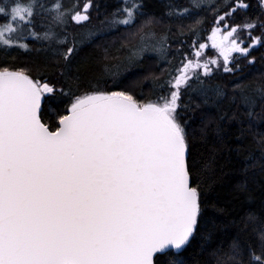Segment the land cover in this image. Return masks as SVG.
Instances as JSON below:
<instances>
[{
	"label": "snow or ice",
	"instance_id": "snow-or-ice-1",
	"mask_svg": "<svg viewBox=\"0 0 264 264\" xmlns=\"http://www.w3.org/2000/svg\"><path fill=\"white\" fill-rule=\"evenodd\" d=\"M258 6L264 15V0ZM93 7L99 9L93 0L82 9L78 0L69 7L64 0L0 4L6 17L0 52L44 51L62 63L69 89H83L74 94L46 77L0 68V264H264V212L250 209L227 224L220 218L228 210L211 196L218 149L204 158L198 148L207 142L213 118L204 114L194 121L197 109H218L224 101L235 105L231 115L216 117L225 122L216 124L220 144L233 122L241 135L264 123V77H236L242 70L237 60L264 47V35H252L258 27L264 32V21L243 16L241 23H230L238 10L251 8L245 0H226L222 14L207 0H187L185 6L165 0L159 16L147 13L143 0H120L102 28L70 32L90 21ZM206 7L214 14L207 40L215 56H207L209 45L200 42L204 19L183 23ZM121 27L130 30L116 50L126 51L125 59L82 78L80 66H73L81 50ZM242 31L251 43L239 36ZM104 52L107 60V47ZM146 54H155L160 69L144 77L155 100L102 89L100 81L106 86L109 79L119 87L121 67L127 71ZM221 75L234 77L231 89ZM52 103L62 107L46 113L44 105ZM253 139L235 191L254 200L259 190L264 207V133ZM229 225L236 234L225 247L216 236Z\"/></svg>",
	"mask_w": 264,
	"mask_h": 264
},
{
	"label": "trees",
	"instance_id": "trees-1",
	"mask_svg": "<svg viewBox=\"0 0 264 264\" xmlns=\"http://www.w3.org/2000/svg\"><path fill=\"white\" fill-rule=\"evenodd\" d=\"M207 4L219 7L221 9L220 14L223 11H227L228 9L223 7L226 3V0H208ZM4 0H0V4H2ZM21 2L27 3V0H21ZM77 2V0H64V4L66 7L71 6L73 3ZM86 0H78L80 5V9H82L83 3ZM94 4H99V9L93 7L89 11V15L91 17L89 22H100L104 20L105 16L110 14L113 9L120 6V0H93ZM145 4V9L147 13H152L157 16L161 15L164 11V2L165 0H143ZM246 3L251 4V8L246 12L243 10H238L236 14V19L231 21L230 23H241V17L249 16L255 19L259 17L261 21H264V15H261V10L258 6V0H245ZM181 6L187 5V0H176ZM77 9V10H80ZM199 17L203 18L205 23L203 27L206 29L201 34V43L207 42L208 32L213 26L214 23V14L213 9L211 7H206L203 10L197 12L196 17L192 19H186L183 21L184 24H191L194 20ZM6 22V17L0 15V24ZM87 22V23H89ZM100 22L97 27L94 25L85 24L83 27H78L73 25L70 32L80 33L89 28L92 29H100ZM140 23V20L137 21V24ZM165 26L167 24V19L164 22ZM130 30L124 27H121L113 37L110 35H102L97 38L94 43L85 46L81 52L79 57L73 62V66L75 67L77 64L80 66V71L82 74V78H88L94 74H99L101 68L104 63L109 64H119L121 61L125 59L127 56L126 51H121L117 53V49L120 48L121 43H125V38ZM173 33H175V25H173ZM253 36L264 35V32L258 27L252 32ZM239 36L242 39H246L247 43H251V40L247 39L246 32H240ZM180 39H186L188 42H191V37H180ZM28 42L33 44L35 48L39 47V44H35L32 38H29ZM127 44L133 45L136 43L134 39H128ZM178 45L173 44V48ZM246 46V45H245ZM108 48L109 55L107 60H105V52L104 49ZM251 57H256V60L253 64L248 63V59ZM237 63L241 65L242 70L236 72V77H242L243 82L255 81L259 80L261 77H264V47L256 46L250 53L248 58H241L237 60ZM162 66V65H161ZM8 67L10 70H19L23 69L28 74L32 75L34 78H40L41 76L47 78V82L53 84L57 89L61 87H65L66 91L70 90L74 94H80V91L83 89H76L73 85L71 89L68 88V85L65 83V77L62 76L61 68L63 67L62 63L57 65L54 63V59L52 56L47 54L44 51H23L17 50L15 47L8 53L5 54L0 52V68ZM160 69L157 67L156 58L145 55V57L135 66L124 70V67H121V76L118 78L119 87H112L113 81L109 79L107 81V85L105 86L104 81L101 80L100 84L103 90L106 91H119L125 90L131 92V94L141 102H147L149 100H155V94L152 90V86L150 81H145L144 77L148 76L150 73H154L159 75ZM219 80L227 85L229 89H231L232 84L229 81H233L234 77L230 75H221L219 76ZM235 82L239 83L241 81L235 80ZM193 101L195 103H199V100L196 97H193ZM67 102V101H65ZM62 105L58 106L55 103L51 105L45 104L44 108L46 113L50 114L52 108H56L59 111V108ZM235 109V105H229L227 101L222 102L219 105V108H207V109H197L194 113V121L195 123L200 122V118L202 115L207 114L213 118V123L207 130V142L198 144V148H200L204 158H208L213 148L218 149L215 159V166L217 168L216 176H217V184L215 185V190L211 194L212 198L218 199L219 206L228 210V213L218 214L220 218L227 224L228 221L233 218H239L244 216L250 209H255L257 212H264V207H262L261 203V193L257 190L254 195L256 199L250 200L246 198L244 195L235 191L236 185L241 181L242 176L239 171V168L243 162V158L247 156L248 150L255 147L254 142V134L256 133H264V123H260L258 126L253 127L251 130L246 131L241 135L239 129L240 125L238 123L233 122L230 127L226 130V140L224 144H220L216 140V124L224 125V121H219L216 119L222 112L227 111L229 115ZM259 111V109H257ZM63 114V113H60ZM190 115H193L191 111ZM55 119V117H53ZM45 122H48L47 117L45 118ZM247 128V125H244ZM54 130V129H53ZM239 147L241 149L240 154L238 155L235 149ZM231 149L232 151H229ZM222 167V171H220ZM236 234L235 227L229 225L222 232L218 233L216 236V243L223 241L224 246L226 247L231 237ZM250 240H255V236L249 237ZM199 238L193 241V245L198 243Z\"/></svg>",
	"mask_w": 264,
	"mask_h": 264
},
{
	"label": "rangeland",
	"instance_id": "rangeland-1",
	"mask_svg": "<svg viewBox=\"0 0 264 264\" xmlns=\"http://www.w3.org/2000/svg\"><path fill=\"white\" fill-rule=\"evenodd\" d=\"M209 1L207 0V3H208ZM99 22H100V20L98 21V22H89V23H87V22H85L84 24H85V26L87 25V24H89V25H94V27H97V25L99 24ZM99 27H102V25H101V23H100V26ZM71 29V28H70ZM211 30V29H210ZM210 30H209V32H208V35H210ZM114 31H111V32H109V33H107V34H105V35H110L111 33H113ZM117 32H114L111 36H109V38L110 37H113L115 34H116ZM206 44H208L209 45V47L208 48H206L204 51H205V53H206V55L207 56H215L216 55V52H215V50H213V49H211V47H210V44H211V42L210 41H208L207 40V42H205ZM146 55H148V56H150V57H155V54H146ZM156 58V57H155Z\"/></svg>",
	"mask_w": 264,
	"mask_h": 264
}]
</instances>
